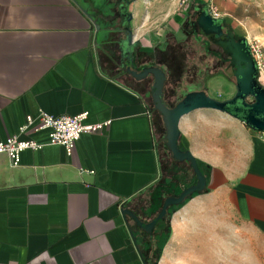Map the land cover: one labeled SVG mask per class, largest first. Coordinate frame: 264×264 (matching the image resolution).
<instances>
[{
	"label": "crops",
	"instance_id": "0c3cea01",
	"mask_svg": "<svg viewBox=\"0 0 264 264\" xmlns=\"http://www.w3.org/2000/svg\"><path fill=\"white\" fill-rule=\"evenodd\" d=\"M149 1L0 0V139L17 135L44 144L22 151L16 166L0 155V264H146L141 249L150 232L122 210L147 222L165 197L193 181L188 163L173 160L165 145L149 79L111 71L119 48L142 55L177 39L176 11L159 38L144 28L137 17ZM199 1L186 5L190 12L205 9ZM210 2L239 37L253 22L252 7L264 9V0ZM226 84L225 75L213 74L205 91L223 100L232 95L219 94ZM39 112H86L83 124H108L81 134L68 156L63 146L47 144L46 130L19 133L25 117ZM177 128L179 148L204 168L206 191L172 212L155 264H262L258 130L211 108L181 116Z\"/></svg>",
	"mask_w": 264,
	"mask_h": 264
},
{
	"label": "water",
	"instance_id": "95a60500",
	"mask_svg": "<svg viewBox=\"0 0 264 264\" xmlns=\"http://www.w3.org/2000/svg\"><path fill=\"white\" fill-rule=\"evenodd\" d=\"M194 25L197 27L199 35L217 45L230 58V64L235 68L233 72L235 92L231 97L219 100L209 96L204 90L191 91L173 106L167 107L161 100V90L165 77L161 69L152 66L143 68L140 72L130 71L135 80H142L147 74L154 77L151 97L154 108L160 113L164 125L165 145L171 158L177 162L188 163L196 178L195 183L182 188L178 194L165 197L158 212L147 222L142 221L132 210H122L123 216H128L137 227L148 233L152 231L159 220L166 217L169 206L183 203L194 192H202L206 187L205 176L195 158L189 151L181 150L177 144V125L181 116L195 109L211 108L225 111L240 118L255 130H264V89L256 82L255 65L246 48L245 39L235 38L225 33L221 24L207 14L205 9L197 8L195 10ZM119 54L121 56L125 54L121 48H119ZM236 100L240 101V109L227 107V105L235 103ZM132 239L135 242V238L132 237Z\"/></svg>",
	"mask_w": 264,
	"mask_h": 264
},
{
	"label": "flooded vegetation",
	"instance_id": "af4514ba",
	"mask_svg": "<svg viewBox=\"0 0 264 264\" xmlns=\"http://www.w3.org/2000/svg\"><path fill=\"white\" fill-rule=\"evenodd\" d=\"M194 19L195 10L185 15L184 20L180 22L177 39L170 42L165 40L163 45L154 47L146 54H139L135 48L129 52L131 53L129 55L121 56L119 54V62L111 70L112 74L118 77L127 75L136 82L132 71L140 72L143 68L158 67L165 75L161 100L167 107L173 106L188 92L205 91V83L213 74L225 75L234 86L233 72L235 68L231 66L230 58L217 45L198 34ZM217 21L225 33L235 38H241L233 33L229 26ZM126 57L129 62L128 66H125L124 63ZM255 78L257 82V74ZM145 79H149L147 89L151 98L152 111L156 119L161 120V115L154 108L151 97L154 77L147 74L142 80ZM234 92L235 89H233L232 95ZM239 103L240 101L236 100L235 103L227 105V107L240 109Z\"/></svg>",
	"mask_w": 264,
	"mask_h": 264
},
{
	"label": "built area",
	"instance_id": "2783aa9c",
	"mask_svg": "<svg viewBox=\"0 0 264 264\" xmlns=\"http://www.w3.org/2000/svg\"><path fill=\"white\" fill-rule=\"evenodd\" d=\"M180 5H188L192 0H178ZM206 12L213 19L219 20L221 12L210 2L205 0ZM246 48L253 59L257 77L260 78V86L264 89V49L245 41ZM258 83V82H257ZM86 112L77 115H59L52 116L45 112H39L36 118L31 116L25 117L24 124L19 128V133L28 129L34 131H47V144L61 145L65 153L69 156L73 149L75 141L83 133L96 132L101 130L108 122L96 124H83ZM264 141V130L257 132ZM44 146L34 140H20L17 135L10 136L4 140L0 139V155H4L12 166L19 163L20 153L24 150H39Z\"/></svg>",
	"mask_w": 264,
	"mask_h": 264
},
{
	"label": "rangeland",
	"instance_id": "374dc122",
	"mask_svg": "<svg viewBox=\"0 0 264 264\" xmlns=\"http://www.w3.org/2000/svg\"><path fill=\"white\" fill-rule=\"evenodd\" d=\"M199 2H202V4L205 5L206 10L205 0H200ZM253 2L257 3V1ZM252 8L253 11H251L250 14L253 22L252 24L247 26L246 31H244L245 36L243 38L245 39V41L263 48L253 39L256 37H264V9L257 5L253 6ZM180 9H182V12L180 11ZM174 11L178 13L175 15V17H178L181 21L184 20L185 15L190 13L189 6L180 5L178 0H150L149 3L144 6L141 14L137 18L141 23H144V28H148L149 32H151L154 37L156 36L159 38V34L157 33L163 34V32L167 29V21L169 20V18H171L170 16ZM248 35L251 36V39L249 41L247 39ZM159 45H163V43H160ZM153 46L156 47L158 46V44L155 43ZM257 82L258 84H260V78L258 77ZM233 88L234 87L232 86V84H226L224 91H221V88H219V94L221 96H228L232 93ZM262 264H264V258H262Z\"/></svg>",
	"mask_w": 264,
	"mask_h": 264
},
{
	"label": "trees",
	"instance_id": "16d2710c",
	"mask_svg": "<svg viewBox=\"0 0 264 264\" xmlns=\"http://www.w3.org/2000/svg\"><path fill=\"white\" fill-rule=\"evenodd\" d=\"M241 38H243V37H241ZM196 162H197L201 172L205 175V171H204V168L202 167L201 162H199L197 159H196ZM182 163H186V162H182ZM188 167L190 168L189 165H188ZM192 175H193V181L188 183V185H191L196 180L193 172H192ZM165 183L167 186L168 180ZM204 191H206V189ZM178 192H179V190H176L174 193H178ZM195 194H197V193L194 192L191 196H193ZM191 196L187 197L184 200V202H186ZM183 203L178 204V205L169 206L166 217L159 220L155 225L156 228L154 230H152L149 234H147L149 236V239L147 241V244L143 247V249H141V257H142L144 263H146V264H155L156 263L157 258L160 254V251L163 247V244L169 235V219H170V216H171L172 212L175 209H177L180 205H182Z\"/></svg>",
	"mask_w": 264,
	"mask_h": 264
},
{
	"label": "bare ground",
	"instance_id": "6f19581e",
	"mask_svg": "<svg viewBox=\"0 0 264 264\" xmlns=\"http://www.w3.org/2000/svg\"><path fill=\"white\" fill-rule=\"evenodd\" d=\"M252 30V29H251ZM254 30V29H253ZM252 35V34H251ZM251 36L248 35V41L251 39ZM253 40H255L259 45H261L264 48V37H256ZM252 41V40H251Z\"/></svg>",
	"mask_w": 264,
	"mask_h": 264
}]
</instances>
